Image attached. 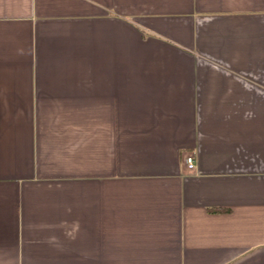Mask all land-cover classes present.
<instances>
[{"label": "crops", "instance_id": "crops-1", "mask_svg": "<svg viewBox=\"0 0 264 264\" xmlns=\"http://www.w3.org/2000/svg\"><path fill=\"white\" fill-rule=\"evenodd\" d=\"M0 264H264V0H0Z\"/></svg>", "mask_w": 264, "mask_h": 264}, {"label": "built area", "instance_id": "built-area-1", "mask_svg": "<svg viewBox=\"0 0 264 264\" xmlns=\"http://www.w3.org/2000/svg\"><path fill=\"white\" fill-rule=\"evenodd\" d=\"M184 163H185L187 168H189V169L194 168L195 161H194L193 155L190 154V155L185 156Z\"/></svg>", "mask_w": 264, "mask_h": 264}]
</instances>
